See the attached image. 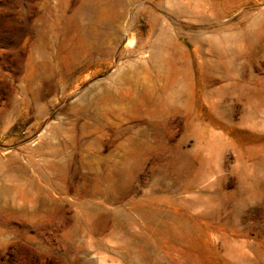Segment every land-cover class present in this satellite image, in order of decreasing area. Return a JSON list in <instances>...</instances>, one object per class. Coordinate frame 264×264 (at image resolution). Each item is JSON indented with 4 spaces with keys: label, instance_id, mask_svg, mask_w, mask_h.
<instances>
[{
    "label": "rangeland",
    "instance_id": "obj_1",
    "mask_svg": "<svg viewBox=\"0 0 264 264\" xmlns=\"http://www.w3.org/2000/svg\"><path fill=\"white\" fill-rule=\"evenodd\" d=\"M0 203V264H264V0H0Z\"/></svg>",
    "mask_w": 264,
    "mask_h": 264
},
{
    "label": "bare ground",
    "instance_id": "obj_2",
    "mask_svg": "<svg viewBox=\"0 0 264 264\" xmlns=\"http://www.w3.org/2000/svg\"><path fill=\"white\" fill-rule=\"evenodd\" d=\"M110 1H111V0H110ZM110 3H111V2H110ZM94 10H95V9H94ZM107 15H108V14H107ZM121 15H122V14H119V13H118V17H119V18L121 17ZM93 16H94V15H93ZM106 20H107V19H106ZM82 26H83V25H82ZM95 26H96V25H95ZM104 26H105V24H104ZM31 30H32V29H31ZM85 30H86V29H85ZM94 30H95V29H94ZM28 33H29V31H28ZM32 33H33V32H32ZM30 35H31V33H30ZM130 44H131V42H130ZM30 56H31V55H30ZM66 56H67V55H66ZM69 56H70V55H69ZM27 59H28V58H27ZM31 59H32V58H31ZM31 59H30V60H31ZM30 60H29V61H30ZM38 60H40V59H38ZM44 61H45V60H44ZM59 64H60V63H59ZM40 65H41V64H40ZM56 65H57V64H56ZM48 69H49V68H48ZM50 70H51V69H50ZM55 71H56V70H55ZM57 72H58V71H57ZM60 72H61V71H60ZM30 73H31V72H30ZM32 73H33V72H32ZM28 75H29V74H28ZM85 75H86V74H85ZM29 76H30V75H29ZM29 79H30V77H29ZM52 80H53V79H52ZM26 87L28 88V86H26ZM26 87H25V88H26ZM25 91H27V90H25ZM28 91H29V90H28ZM37 91H38V90H37ZM70 92H71V91H70ZM43 97H44V96H43ZM97 106H98V104H97ZM22 156H23V155H22ZM12 158H13V157H12ZM21 159H22V157H21ZM8 164H9V163H8ZM17 165H18V164H17ZM50 165H51V164H50ZM18 166H19V165H18ZM20 173H21V172H20ZM23 174H24V173H23ZM50 175H51L52 177L59 176V175H56L55 173H54V174L51 173ZM59 177H60V176H59ZM51 197H52V196H51ZM0 204H1V203H0ZM4 205H5V204H4ZM12 205H13V204H12ZM3 207H4V206H3ZM9 207H10V206H9ZM23 208H24V207H23ZM37 208H38V207H37ZM16 209H17V208H16ZM26 209H27V208H26ZM24 210H25V209H24ZM35 210H36V209H35ZM35 210H34V211H35ZM10 212H11V211H10ZM16 212H17V211H16ZM19 212H20V211H19ZM25 212H26V211H25ZM37 212H38V211H37ZM35 213H36V212H35ZM8 214H9V213H8Z\"/></svg>",
    "mask_w": 264,
    "mask_h": 264
}]
</instances>
